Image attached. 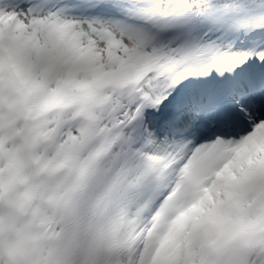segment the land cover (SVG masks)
Here are the masks:
<instances>
[{"label":"snow or ice","instance_id":"1","mask_svg":"<svg viewBox=\"0 0 264 264\" xmlns=\"http://www.w3.org/2000/svg\"><path fill=\"white\" fill-rule=\"evenodd\" d=\"M0 264H264V0H0Z\"/></svg>","mask_w":264,"mask_h":264}]
</instances>
